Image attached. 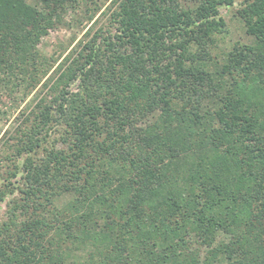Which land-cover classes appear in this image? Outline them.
<instances>
[{
  "label": "trees",
  "instance_id": "1",
  "mask_svg": "<svg viewBox=\"0 0 264 264\" xmlns=\"http://www.w3.org/2000/svg\"><path fill=\"white\" fill-rule=\"evenodd\" d=\"M34 1L0 0V89L43 80L5 141L0 201L20 194L0 264H264V0L238 9L252 41L222 61L218 7L235 0H111L113 28L52 72L40 38L109 0Z\"/></svg>",
  "mask_w": 264,
  "mask_h": 264
},
{
  "label": "rangeland",
  "instance_id": "2",
  "mask_svg": "<svg viewBox=\"0 0 264 264\" xmlns=\"http://www.w3.org/2000/svg\"><path fill=\"white\" fill-rule=\"evenodd\" d=\"M30 3H36L34 0H29ZM102 0L98 1L100 4ZM111 0L105 1L101 11L94 17L93 21H88L87 15L90 12H86L85 6H81L76 10H67L62 15L63 20L58 22L53 28L49 29L48 33L42 36L37 44V49L41 56L48 58L49 62L57 61L50 72L54 70L56 65L64 58V56L81 40H87L91 37L92 33L98 28L104 34H107V30L113 28V25L108 18L109 12L106 14L101 12L107 10ZM245 0H235L231 5H221L218 7L219 14L226 21V30L223 33L215 35V41L212 46V54L216 61H222L224 53L228 51L235 43H250L252 41L251 36L246 34L244 24L238 15V9L241 8ZM94 6V5H91ZM90 34L86 35L87 28H91ZM99 29V30H100ZM98 30V31H99ZM49 72V73H50ZM43 81V80H42ZM41 81V83H42ZM41 83L38 84L36 89L28 95H25L26 87L10 85L9 88L0 89V177L5 175V166L1 163L4 161L5 154L7 153V147L15 137L14 130L25 122V115L32 108L35 103L33 99L41 88ZM46 90V89H45ZM44 90V92H45ZM43 92V91H42ZM41 93V94H44ZM24 112L25 114H21ZM158 110L151 113L146 120L152 122ZM144 125V123H139ZM58 130V129H55ZM6 135L4 136V134ZM58 131L48 136L42 147L38 150V155L43 154V150L49 147L54 142H57ZM8 141V144L5 143ZM0 178V189H3ZM20 194L18 191L6 192L3 199L0 201V222L6 217V209L9 207L13 199ZM69 196H62L57 198L58 203L64 202ZM221 237V235H220Z\"/></svg>",
  "mask_w": 264,
  "mask_h": 264
}]
</instances>
